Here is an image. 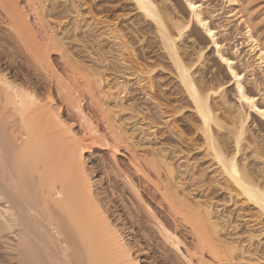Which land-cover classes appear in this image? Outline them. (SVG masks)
Wrapping results in <instances>:
<instances>
[{
	"label": "bare ground",
	"instance_id": "obj_1",
	"mask_svg": "<svg viewBox=\"0 0 264 264\" xmlns=\"http://www.w3.org/2000/svg\"><path fill=\"white\" fill-rule=\"evenodd\" d=\"M71 1L77 15V29L83 23V27L94 33L97 44L102 37L109 36L118 40L123 51L134 49L128 38L116 35L118 27L112 31L109 22L93 24L84 17L83 0ZM101 1L93 0L92 10H100ZM131 1L141 19L156 28L160 48L167 56L178 89L185 94L189 108L196 115L190 123L201 133L202 157L196 156L199 153L194 152L196 149L182 148L179 153H188L187 161L192 163L188 165L200 170L199 182L206 198L190 199L191 192L184 188L186 180L179 178L181 172L173 163L176 150L155 148L141 154L130 148L126 124L116 126L111 117L119 108L114 86L101 69L70 60L63 38L55 31L59 24L56 22L53 27L54 22H49L56 11L49 5L51 0H25L24 4L20 0H0V15L5 24L1 22L16 32L17 36H13L27 52L25 64L32 71L9 77L0 70V264H141L136 254L142 252L143 243L137 237L134 241L128 238L126 217L132 229L137 227L141 231L142 223L129 212L126 216L122 214L124 210L131 211L121 200L123 196L113 189L110 196L114 200H110L108 190L98 188L95 167L87 166V157L95 149L108 151L114 158L120 176L142 202L147 216L142 221L144 226L148 223L154 226L163 239L161 242L178 252L180 264H264V170H255L259 165L250 161L249 151L257 160H263V152L258 149L259 137L253 143L247 138L248 132L255 135L248 124L251 112L264 120L263 104H258L256 96L246 89L245 76L236 69L234 60L224 54V46L203 15L202 5L195 0H183L190 17L176 18L169 6L164 5L167 0L163 2L166 8L162 7L165 10L158 0ZM194 24L209 38L236 89L239 106L229 105L223 97V102L217 104L222 115L215 110L213 102L225 93V85L206 81L207 75L197 76L198 66H204L207 61L206 51L202 47L193 57L186 56L183 40ZM248 35L264 68V49L251 30ZM53 53L61 56L63 71L52 59ZM16 68L19 69L18 64L13 70ZM154 71H146L152 90ZM132 75L124 74L130 79ZM80 83L85 95L78 91ZM118 86L130 92L125 83L119 82ZM169 91L161 90V95L170 103L168 97L174 95ZM84 99L90 102L88 110L83 107ZM155 105L157 121L149 124L158 135L159 127H169L172 117L165 115L160 100L156 99ZM145 110L149 118L152 110L145 107L141 111ZM174 115L184 119L186 108L175 109ZM76 124L80 131L76 130ZM123 145L131 153L124 168L116 160L123 155ZM143 188L150 202L141 196ZM223 196L227 197L224 204L220 201ZM244 205L253 206L256 214H246ZM115 215L125 224L115 222Z\"/></svg>",
	"mask_w": 264,
	"mask_h": 264
},
{
	"label": "rangeland",
	"instance_id": "obj_2",
	"mask_svg": "<svg viewBox=\"0 0 264 264\" xmlns=\"http://www.w3.org/2000/svg\"><path fill=\"white\" fill-rule=\"evenodd\" d=\"M24 1L25 0H20L22 4H24ZM195 1L198 5L203 6V15L209 20L212 28L217 31L218 41L224 46V54L226 53L229 58L234 60L236 69H238L245 76L244 85L246 89L256 96L258 104H263L264 106V68L258 60V53L256 51L254 52L252 49L255 44L251 41L248 35V31L251 30L253 38L257 40L260 48L264 49V0ZM51 2L50 3L52 5L50 3L49 5L51 9L56 10V14L53 12L54 14L49 18V22L51 24L54 22V24H52L53 27L56 26V22L59 24L55 31L59 34L61 39L63 38L62 41L65 48L64 50L68 52L67 53L65 51V53H67L69 57H72L70 60L73 59L72 61L78 62L83 66H91L97 70L101 69V71H99L104 73L103 75L107 77L111 86H114V93L115 96H118L117 103L119 106V108H116L117 110H114V112H117L119 116L117 117L116 113L111 117L115 119L116 126L122 123L126 124V129L128 128V136L131 138V141L127 142L130 148H133V150L141 154L147 152L148 150H155V148H163L171 151L176 150L178 156L175 155L173 163L176 164L177 169L179 167L178 171L181 172L179 173V178L182 177L181 179L186 180L184 182L186 192H191H189L191 194L190 199L196 197L198 200H204L206 195L203 193L204 190L203 187H201L202 185L199 182L200 178L198 176L200 170L192 169V167L189 166L192 163L187 161L188 153H179V150L182 148L190 151H194L196 149L194 152H199L196 156L198 155L199 157H202L203 149H200V147L203 146V139L201 138V133H199L195 127H191L190 122L196 119V115L189 108L190 105L186 102L187 97H185V94L181 93L178 89V83L168 65L169 62L167 60V56L160 48L161 41L159 39V35H157L158 32L156 31V28L152 25L150 26L149 23L141 19L142 17L139 15L131 0H102L100 3V10H92V8H94L92 3L93 0H83L81 3V10L84 17L90 19L93 24L95 21H106L109 22L108 24H114L116 26L110 25L112 31H115L116 27H118V31L116 32L117 34H115H119V36L121 34L124 35L126 39L128 38L127 41L131 43L132 48L134 47V49L123 51L117 44L118 40L115 41L109 36L104 37V39L102 37L100 44H97L98 42L96 43L95 38L92 36L94 33L88 30V28L86 29V27H83V23L80 28L77 29V25L75 23L77 15L74 12L71 0H51ZM163 2H165V0H158V4H160L161 9L165 10V6H169V11L172 12L176 18L181 16L186 18L190 17V12L183 0H167L164 3L165 6L163 5ZM37 3L39 4L40 2L37 1ZM1 17L2 16L0 15V70L7 72L6 74L9 77L16 76L17 73L18 76L27 72L32 73L29 66L25 64L24 58H26L25 56L27 52L23 47H21L22 49L20 48L21 45L18 44L17 39L13 36L16 35V32L14 30H10V27L4 26L5 20L3 21ZM1 21H3L4 24H2ZM33 22L37 27L41 28L38 23H35V19H33ZM39 30L40 33H43V31L38 28V31ZM189 34L187 35L189 37L186 36L187 38L185 37L183 40L185 42L184 46L187 48L186 56L189 54V57H193V53H196L197 50L202 47L206 51L205 54L207 56V61L204 63L205 67L203 65H197L199 67L197 70V76L202 77V75H207L206 81L208 80L213 84L222 82L225 85V93H223L222 96L215 97L213 102L215 110L217 111V104L220 105V103L223 102V97L227 98L226 100L230 103L229 105L239 106L235 91L236 89L229 77L227 67L220 63L217 59L215 49L211 47L209 38H206L204 31L196 24L192 26V30ZM96 44L98 46H96ZM59 56V54L53 53L52 59L55 61L59 70L63 71L65 67L63 65V61L59 59L61 56ZM18 59H21V61L24 60V63ZM59 61L62 62L60 63ZM11 64H14L13 66L18 64L19 69L16 68V70H13V66ZM151 69L156 70L152 74L155 83V88L153 90L150 88L148 75L146 74L148 70ZM129 72L131 75L134 74L132 75L134 77H132L133 79L127 77L130 75ZM138 73H142V77L140 74L138 75ZM124 74L127 76H124ZM214 74L217 77L216 80L214 78ZM137 76H140L141 78L139 77V79H137ZM128 81H130V83H128ZM119 82L122 84L125 83L128 86V89H130V92L125 91L121 88V86L117 87ZM82 86L83 83H80L78 91L80 89V95H85L86 91L84 86ZM161 90H170L169 93H173L174 96L168 97L169 101H173L172 104L171 102L169 103L165 101L166 99L161 95ZM174 97L178 100L175 101L176 99H174ZM156 99L160 100V103L163 104V112L165 115L167 117L168 115H171L172 117H168L171 119L169 127L166 125L159 127L160 131L158 135L154 134V131L150 129L151 125L149 124L150 122H154V120L157 121L156 116L158 115V111L155 105ZM83 103L84 109L86 108V110H88L90 107L88 104H90V102L84 99ZM145 107L148 108L149 111L152 110L150 115L152 114L151 116L155 117L149 116V118H147L148 114L146 110L143 112L141 111L142 108ZM179 108H186V115L184 119L183 117H179L177 115L172 116L174 110ZM245 111L249 112L250 110H247L246 108ZM217 112L219 115H222V111ZM166 116L163 115V117L167 118ZM252 121L254 122V125H252ZM162 122L164 123V120ZM248 124L251 126L250 129L255 133V135H252L253 133L251 134L248 132V140L253 143V140H255L256 137H259L260 141L258 139V143L260 148L258 147V149H261V152H263L261 153V156L263 155V160H257L254 158V153L252 154L251 151H249L250 161L259 165L255 168V170H264V120L259 118L254 112H251ZM255 126L256 128H254ZM75 128L78 131L81 130L77 124L75 125ZM134 144H136L138 148L135 147ZM125 147L124 145L121 147L123 155L116 157V160L122 165V167L128 164V159L131 156V153L126 150ZM87 166L89 168L92 166L95 167V182L98 183V188H102V190L104 189L103 191L105 192L108 190L106 193L109 196L111 195L113 189L117 195L121 197L123 196V199L120 197H118V199L120 198L121 200H124L125 204H128L127 207L129 210L131 209V211H127V209L124 210L122 214L126 216L129 212V214H132L134 217L136 216L135 218L140 220V223H142L143 227L141 228V231H138L137 227L132 229L131 224L128 222L129 218L126 217L128 224L126 223L127 225L125 226V230L128 238L134 241V238L137 237L139 238L138 240L141 239V244L143 243L142 245L140 244L142 246V252L136 254L141 261V264H180V261H178L180 260V255H178V252L175 250L172 251L169 244H166L165 246L164 243L161 242L163 239L161 235L156 232L157 230L154 226L149 223L148 226H144L142 221L143 219H146L147 216H145L146 214L143 211L144 207L141 204L142 202H139L140 200L137 199L133 193H131L124 179L120 176L121 173H119L115 167L114 158L111 157L109 152L95 149L94 153H92L90 157H87ZM140 194L143 196L145 201L150 202V197L144 188L140 190ZM112 199L113 197H111L110 200ZM225 200H227V197H220V201L222 203L223 201L225 202ZM243 209H245L244 211L249 216L256 214V210L253 206L244 205ZM114 220H116L115 222L118 221V224L120 225L119 222L121 221L118 220V216L115 215ZM121 224H125V221L124 223L121 222ZM145 235H147L148 238H144ZM135 250L137 251V249Z\"/></svg>",
	"mask_w": 264,
	"mask_h": 264
}]
</instances>
